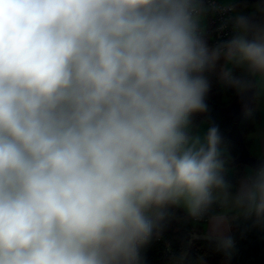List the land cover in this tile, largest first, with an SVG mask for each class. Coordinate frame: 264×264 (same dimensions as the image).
<instances>
[{
  "label": "clouds",
  "instance_id": "clouds-1",
  "mask_svg": "<svg viewBox=\"0 0 264 264\" xmlns=\"http://www.w3.org/2000/svg\"><path fill=\"white\" fill-rule=\"evenodd\" d=\"M218 13L231 35L209 43ZM213 76L245 116L264 102V0H0V264H144L176 208L226 259L214 207L264 231V156L231 178L196 120Z\"/></svg>",
  "mask_w": 264,
  "mask_h": 264
},
{
  "label": "trees",
  "instance_id": "trees-1",
  "mask_svg": "<svg viewBox=\"0 0 264 264\" xmlns=\"http://www.w3.org/2000/svg\"><path fill=\"white\" fill-rule=\"evenodd\" d=\"M236 5L240 11L244 14H248L254 11V4L256 0H236ZM208 32L212 37L211 27L208 25ZM211 43V39L209 40ZM212 88L208 96L209 112L196 117L199 123L202 120H212L219 124L223 134L226 137V143L232 156L236 157L239 153L238 146L229 139V132L233 125V118L231 116V108L234 106L239 97L235 94L234 90L224 87L217 83V79L213 76ZM225 96V100L223 97ZM251 116H245L242 113L241 120L239 122V130L243 135L246 142V136L254 130L256 125L260 121V111L253 108ZM207 126V125H206ZM244 165H233L232 177L239 175ZM217 213V208L214 207L213 214ZM202 223L194 222L187 216L186 213L181 211L180 208L172 209L171 214L165 221L163 234L159 239H154L151 243L144 247L142 250V256L144 264H166L169 256L173 253L179 252L181 249H186L188 253V261L195 262L198 258H204L206 256L212 257V264H215L219 259L223 257L221 252L214 253V244L210 242H197L193 245H189L188 236L194 230H197ZM236 232L232 229V234ZM230 264H236L234 260H230Z\"/></svg>",
  "mask_w": 264,
  "mask_h": 264
},
{
  "label": "water",
  "instance_id": "water-1",
  "mask_svg": "<svg viewBox=\"0 0 264 264\" xmlns=\"http://www.w3.org/2000/svg\"><path fill=\"white\" fill-rule=\"evenodd\" d=\"M242 104L243 101L239 98L238 102L231 108V116L234 120L229 132V139L239 148V153L235 159L234 165H250L254 163L256 159L250 155L243 135L238 127L243 113ZM234 224L240 226L242 232L240 238L236 240L237 250L231 255V258L235 256L238 264H264V231L250 227L249 223L242 219ZM205 237L206 235L191 232L189 233V243L194 240L213 241Z\"/></svg>",
  "mask_w": 264,
  "mask_h": 264
},
{
  "label": "crops",
  "instance_id": "crops-1",
  "mask_svg": "<svg viewBox=\"0 0 264 264\" xmlns=\"http://www.w3.org/2000/svg\"><path fill=\"white\" fill-rule=\"evenodd\" d=\"M235 2H236V0H235ZM252 107L260 111L261 117H260L259 123L256 125L254 130L252 132H250L249 134H247V136H246L247 145L246 146H247V149H248L250 155L254 158H258V157L264 156V104L260 103L259 105H253ZM181 211H183L185 213V211L183 209H181ZM221 211L228 214L229 222L225 223L221 227L220 231L233 235L232 229H235L236 232L233 236L235 237L236 240H238L241 236L242 229L240 226L231 222V220L234 217V213H232V211L230 209H219V208H217V213H219ZM205 225H206V223L201 224L197 230H194L192 232L202 234V235H206L209 237L213 236L214 231L212 229L207 228ZM189 240H190V238L188 236V242H189ZM197 242H210V243L214 244V247H215L214 253L219 252L218 250H216L217 248H216V245L213 241L194 240L193 242L189 243V245H193ZM202 259L204 261V264H212L213 259L211 256H206ZM230 260H234V262L236 264H238L236 259H235V256H233L230 259H226L223 256L215 264H230Z\"/></svg>",
  "mask_w": 264,
  "mask_h": 264
},
{
  "label": "built area",
  "instance_id": "built-area-1",
  "mask_svg": "<svg viewBox=\"0 0 264 264\" xmlns=\"http://www.w3.org/2000/svg\"><path fill=\"white\" fill-rule=\"evenodd\" d=\"M223 21H224V16L219 13L215 17L209 18L208 25L211 27V30H212L211 43H214L216 40H219V39H226L228 38V36L231 35L230 29H226L223 32L216 31ZM194 222H197V221H194ZM197 223L203 224V223H206V220H202Z\"/></svg>",
  "mask_w": 264,
  "mask_h": 264
},
{
  "label": "rangeland",
  "instance_id": "rangeland-1",
  "mask_svg": "<svg viewBox=\"0 0 264 264\" xmlns=\"http://www.w3.org/2000/svg\"><path fill=\"white\" fill-rule=\"evenodd\" d=\"M215 77V76H214ZM216 78V77H215ZM223 99L225 100L226 98H225V96L223 97ZM261 104H264V102H261ZM205 128H206V125L204 126Z\"/></svg>",
  "mask_w": 264,
  "mask_h": 264
}]
</instances>
